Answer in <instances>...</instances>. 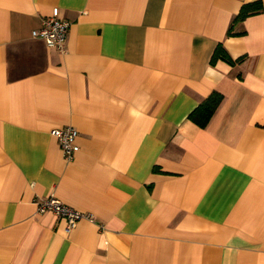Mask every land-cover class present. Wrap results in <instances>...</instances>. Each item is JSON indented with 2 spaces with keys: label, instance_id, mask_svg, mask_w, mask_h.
<instances>
[{
  "label": "crops",
  "instance_id": "crops-1",
  "mask_svg": "<svg viewBox=\"0 0 264 264\" xmlns=\"http://www.w3.org/2000/svg\"><path fill=\"white\" fill-rule=\"evenodd\" d=\"M244 1L0 0V264H264V0L232 23ZM54 9L62 53L31 35ZM48 195L93 220L66 231Z\"/></svg>",
  "mask_w": 264,
  "mask_h": 264
},
{
  "label": "built area",
  "instance_id": "built-area-1",
  "mask_svg": "<svg viewBox=\"0 0 264 264\" xmlns=\"http://www.w3.org/2000/svg\"><path fill=\"white\" fill-rule=\"evenodd\" d=\"M69 21L60 18L57 10L54 9L52 14L41 18V25L37 29H33L31 35L35 38L43 40L46 45L55 47L59 52L65 51V43ZM50 133L56 137L60 149L66 159H71L74 153L79 149L75 138L77 129L71 125L57 127L51 129ZM51 211L57 217L65 220L66 231H71L80 219L93 220V216L89 212L80 211L74 207L61 201L54 195H48L36 204V212L43 213Z\"/></svg>",
  "mask_w": 264,
  "mask_h": 264
},
{
  "label": "trees",
  "instance_id": "trees-1",
  "mask_svg": "<svg viewBox=\"0 0 264 264\" xmlns=\"http://www.w3.org/2000/svg\"><path fill=\"white\" fill-rule=\"evenodd\" d=\"M263 9L261 0H247L242 3L238 12L232 18V23L242 21L249 15L260 12ZM231 33V29L228 30V34ZM217 58L223 59L228 63H234L239 59H233L229 56L226 49L218 43L212 53L211 63ZM222 100V95L213 91L204 100H202L192 111L189 112L188 118L196 123L199 127H205L211 119L216 108Z\"/></svg>",
  "mask_w": 264,
  "mask_h": 264
}]
</instances>
